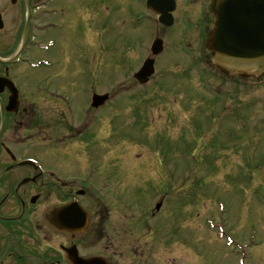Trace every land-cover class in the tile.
Masks as SVG:
<instances>
[{
  "label": "rangeland",
  "instance_id": "374dc122",
  "mask_svg": "<svg viewBox=\"0 0 264 264\" xmlns=\"http://www.w3.org/2000/svg\"><path fill=\"white\" fill-rule=\"evenodd\" d=\"M75 1L88 9L84 23L74 19L72 39L73 72L83 71L77 81L89 90L83 99L91 106L93 96L119 93L99 115L105 145L94 150H104L105 159L95 181L108 179V197L133 210L142 243L167 217L169 245H186L171 247L173 257L192 261L193 248L201 264H264V85L227 83L204 67L202 0L192 7L183 0L179 22L163 33L143 0ZM157 31L166 52L157 75L141 87L133 75L151 57ZM114 152L119 165L112 169ZM163 193L162 212L152 217ZM219 234L236 245L256 235L260 246L252 261L251 250L241 259Z\"/></svg>",
  "mask_w": 264,
  "mask_h": 264
},
{
  "label": "flooded vegetation",
  "instance_id": "af4514ba",
  "mask_svg": "<svg viewBox=\"0 0 264 264\" xmlns=\"http://www.w3.org/2000/svg\"><path fill=\"white\" fill-rule=\"evenodd\" d=\"M214 1L202 0L203 35L215 24ZM75 2L0 0V264H201L193 248L192 261L172 256L186 245H169L167 217L142 243L133 210L100 189L108 179L95 181L105 156L94 145L105 137L91 113L100 109L83 99V71L73 72V22L88 15ZM212 55L202 49L199 58L214 65ZM93 127L100 133L89 135Z\"/></svg>",
  "mask_w": 264,
  "mask_h": 264
},
{
  "label": "water",
  "instance_id": "95a60500",
  "mask_svg": "<svg viewBox=\"0 0 264 264\" xmlns=\"http://www.w3.org/2000/svg\"><path fill=\"white\" fill-rule=\"evenodd\" d=\"M217 5V24L208 45L216 50L218 60L236 71L253 70L258 76L264 75V0H218ZM149 6L162 14L161 23L171 26L169 12L173 8L156 10L152 1ZM161 49V43L155 42L154 55ZM153 67V60L146 61L136 78L143 84L147 83L154 72ZM106 99L96 97L94 105L97 106L98 102L103 104Z\"/></svg>",
  "mask_w": 264,
  "mask_h": 264
},
{
  "label": "bare ground",
  "instance_id": "6f19581e",
  "mask_svg": "<svg viewBox=\"0 0 264 264\" xmlns=\"http://www.w3.org/2000/svg\"><path fill=\"white\" fill-rule=\"evenodd\" d=\"M215 38H216V37H215ZM228 47H229V49H230L231 46L228 44ZM220 52H221V47H220ZM223 55H225V54H223Z\"/></svg>",
  "mask_w": 264,
  "mask_h": 264
}]
</instances>
